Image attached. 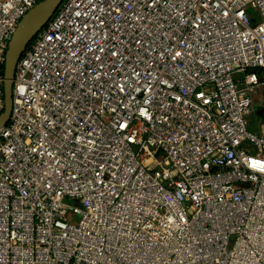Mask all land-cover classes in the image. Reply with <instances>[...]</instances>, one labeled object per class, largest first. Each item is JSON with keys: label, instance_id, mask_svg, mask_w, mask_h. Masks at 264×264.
Here are the masks:
<instances>
[{"label": "built area", "instance_id": "1", "mask_svg": "<svg viewBox=\"0 0 264 264\" xmlns=\"http://www.w3.org/2000/svg\"><path fill=\"white\" fill-rule=\"evenodd\" d=\"M39 1L0 0V113ZM260 86L264 0H63L0 126V264H264Z\"/></svg>", "mask_w": 264, "mask_h": 264}, {"label": "water", "instance_id": "2", "mask_svg": "<svg viewBox=\"0 0 264 264\" xmlns=\"http://www.w3.org/2000/svg\"><path fill=\"white\" fill-rule=\"evenodd\" d=\"M62 1L40 0L22 17L9 42L4 69L5 107L0 113V126L6 125L12 115L17 63L29 42L43 29Z\"/></svg>", "mask_w": 264, "mask_h": 264}, {"label": "rangeland", "instance_id": "3", "mask_svg": "<svg viewBox=\"0 0 264 264\" xmlns=\"http://www.w3.org/2000/svg\"><path fill=\"white\" fill-rule=\"evenodd\" d=\"M263 91L264 90H263L262 86H260L257 89V92L255 94V100L257 102V106H258V109H259V115L260 116L262 115V112H263V109L261 110V108L264 105V97L262 95ZM249 119L252 120V123L248 125V128L249 129H253V127L255 126V115H254V113L249 115Z\"/></svg>", "mask_w": 264, "mask_h": 264}]
</instances>
